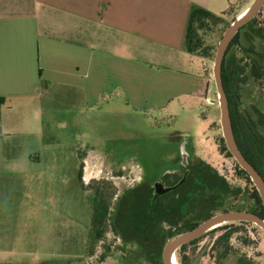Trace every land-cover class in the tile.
<instances>
[{"label":"rangeland","instance_id":"374dc122","mask_svg":"<svg viewBox=\"0 0 264 264\" xmlns=\"http://www.w3.org/2000/svg\"><path fill=\"white\" fill-rule=\"evenodd\" d=\"M253 2L213 0L209 12L220 20L195 22L201 49L192 55V67L209 78L205 77L202 100L165 93L156 98L161 106L151 108L152 87L143 93L148 103L116 88L109 99L88 108L83 90L50 86L49 92H43L42 107L22 109L31 124L26 123L23 132L5 142L0 264H149L136 243L125 241L115 231L116 214L126 195L159 181L178 166L185 141L190 142L188 155L196 151L235 185L231 176L235 160L223 150L213 67L224 32ZM255 19L254 28H264V8ZM247 33L250 27L233 52L245 68L240 107L254 115L255 109L264 113V79L252 72L255 61L264 72V40L250 43ZM98 196L109 206L99 240L93 233ZM231 203L228 207L234 206ZM229 231L206 234L189 247L186 256L192 264H235L243 254L264 264V231L255 227L250 229L253 239L249 245L243 242L246 234H235L230 254L218 258L222 247L215 242Z\"/></svg>","mask_w":264,"mask_h":264},{"label":"crops","instance_id":"0c3cea01","mask_svg":"<svg viewBox=\"0 0 264 264\" xmlns=\"http://www.w3.org/2000/svg\"><path fill=\"white\" fill-rule=\"evenodd\" d=\"M212 1L0 0V193L5 142L31 124L22 109L42 107L50 86L83 90L88 108L116 88L148 103L152 87L151 108L165 93L202 100L207 78L192 67L186 34L192 8Z\"/></svg>","mask_w":264,"mask_h":264},{"label":"flooded vegetation","instance_id":"af4514ba","mask_svg":"<svg viewBox=\"0 0 264 264\" xmlns=\"http://www.w3.org/2000/svg\"><path fill=\"white\" fill-rule=\"evenodd\" d=\"M247 113L249 114V112ZM255 113L256 109L251 117H239L236 131L234 128L233 130L242 155L264 181V117H258ZM185 143L189 146L190 142L185 141ZM225 153L227 154L226 151ZM230 158L234 159L233 156ZM176 164L178 166L164 174L159 181L148 185L153 200L157 201V209L161 214L163 213L162 216L160 215L159 226L164 235H171V233L197 223L199 226L212 217L227 212L253 214L264 220V204L257 186L236 160L235 169L231 174L235 185L230 183L228 175L221 174L216 167L208 164L194 150L193 155L189 153L186 161L179 158ZM142 188L144 189V187ZM157 193L159 195L155 198ZM232 201L235 202L234 206L228 207ZM232 224H235V234L238 236L246 234L248 239H245L249 242L253 239L251 238V227L262 229L258 225L246 221ZM192 229L181 231L175 236ZM262 230L264 231V229ZM240 239L243 240V237ZM240 258H247L256 264L253 259L243 254L238 256L235 264H238Z\"/></svg>","mask_w":264,"mask_h":264},{"label":"trees","instance_id":"16d2710c","mask_svg":"<svg viewBox=\"0 0 264 264\" xmlns=\"http://www.w3.org/2000/svg\"><path fill=\"white\" fill-rule=\"evenodd\" d=\"M218 16L213 15L209 11L200 7L194 6L191 11L190 20L188 23L187 34H186V49L188 53L195 54L201 49V38L198 35L197 29L194 28L195 22L205 23L208 21H219ZM256 19L241 29V31L235 36L231 42L223 64V82L226 93L228 95L229 104L231 108V119L233 128L236 131L237 119L241 116H253V114L241 112L240 107V90L241 84L244 81L242 75L245 68L241 65L233 51L235 48L242 45V33L244 30L251 28V33L246 34L248 42L253 43L257 39L264 40V28L255 29L254 24ZM254 62L252 66V72L257 79H264V72L259 65ZM262 75V76H261ZM207 78V77H206ZM209 79V78H207ZM4 100H0V107L3 105ZM255 115L258 117H264V113L256 110ZM223 149L227 154L232 157L229 153L224 140ZM245 154L247 152L245 151ZM259 202L261 199L259 197ZM157 201L153 200L150 189L148 186L138 188L126 195L121 201L116 219L114 221L115 231L127 242L136 243L146 261L149 264H164L163 263V249L169 239L174 237L176 234L184 230H189L198 226L194 224L186 227V229L179 230L178 232L171 233V235H164L160 230V215L161 212L157 209ZM109 206L102 196H98L94 205V218H93V233H96L95 238L101 239L103 231L106 226ZM230 230L222 234L215 242L216 247H222L221 253L218 258H225L231 251L230 241L236 233L235 224L223 226L214 230L210 235H214L217 232ZM92 233V234H93ZM200 240H196L190 244L183 246L178 252L179 264H192L190 258L186 256V252L189 247H192L199 243ZM244 244L249 245L250 242L247 240L243 241ZM52 262V263H51ZM43 264H59L56 261L45 262ZM238 264H254L247 258L238 259Z\"/></svg>","mask_w":264,"mask_h":264},{"label":"water","instance_id":"95a60500","mask_svg":"<svg viewBox=\"0 0 264 264\" xmlns=\"http://www.w3.org/2000/svg\"><path fill=\"white\" fill-rule=\"evenodd\" d=\"M264 8V0H254V2L249 6L250 12L247 16L242 18V13L235 19V21L226 29L224 32L222 39L220 40L216 57L215 63L213 67V80L216 86L217 94H218V101L219 107L221 110V126L223 132V138L225 140L227 149L234 157V159L243 167V169L251 176L252 180L254 181L257 189L261 195L264 204V181L259 175V173L254 169V167L244 158L240 149L237 146L231 113H230V106H229V99L226 93L224 82H223V64L225 60V56L227 50L235 38V36L241 31L243 27L251 23L258 14L261 13L262 9ZM181 156L182 159L185 161L188 158V153L186 151V145H183L181 148ZM158 190L160 188L158 187ZM161 193V192H160ZM159 193L156 194L155 198H157ZM233 220V222L228 223H236L239 221H246L253 224L258 225L262 229H264V220L259 218L256 215L243 213V212H227L217 216L212 217L211 219L203 222L199 226L195 227L194 229L181 233L177 236L172 237L169 239L163 249V263L164 264H179L177 261V252L185 245L190 244L201 237L205 236L206 234L213 232L214 230L228 225L224 224L221 226H217L225 221ZM213 228V229H212ZM174 256L176 262L171 261V257Z\"/></svg>","mask_w":264,"mask_h":264},{"label":"bare ground","instance_id":"6f19581e","mask_svg":"<svg viewBox=\"0 0 264 264\" xmlns=\"http://www.w3.org/2000/svg\"><path fill=\"white\" fill-rule=\"evenodd\" d=\"M249 12H250V9H249V7L244 11V12H242V18L243 17H245V16H247L248 14H249ZM231 222H233V220H228V221H225L224 223H221V224H219V225H216L215 227H213V228H216L217 226H221V225H224V224H228V223H231ZM212 228V229H213ZM171 261L172 262H176V259H175V257L174 256H172L171 257Z\"/></svg>","mask_w":264,"mask_h":264}]
</instances>
